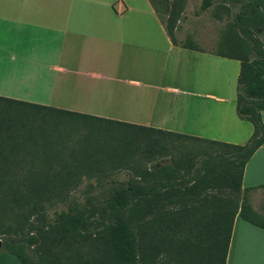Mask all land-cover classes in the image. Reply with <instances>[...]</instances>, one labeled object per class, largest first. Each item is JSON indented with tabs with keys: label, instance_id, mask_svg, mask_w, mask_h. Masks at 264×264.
Returning a JSON list of instances; mask_svg holds the SVG:
<instances>
[{
	"label": "trees",
	"instance_id": "16d2710c",
	"mask_svg": "<svg viewBox=\"0 0 264 264\" xmlns=\"http://www.w3.org/2000/svg\"><path fill=\"white\" fill-rule=\"evenodd\" d=\"M150 1L172 41L178 44L175 31L185 11V0ZM215 2L203 0L201 9ZM231 6L239 10L221 40L231 50L215 53L241 62L237 112L254 126L244 144L0 97L1 105L14 106L7 109L8 121L0 120V146L6 142L9 151L18 150L23 140L29 144L34 140L23 135L32 131V114L55 109L100 125L130 127L131 137L125 140L128 146L101 152L110 160L129 161L130 156L141 154L136 160L139 162H131L134 177L109 187L97 208L90 205L89 197L83 202L81 196L58 186V174L25 171L17 178L5 165L9 159L1 157L0 185H7L8 190L0 195V208L17 207L21 221L19 234L2 240L3 252L15 255L19 264H48L52 246L72 248L77 240L96 237L106 248L109 264H226L237 216L264 228V215L249 200L250 192L264 185L243 188L242 183L247 162L264 144V0H219L216 8L230 13ZM183 45L198 49L189 42ZM20 124L23 126L18 127ZM37 129L45 133L41 127ZM171 137L207 142L215 152L207 154V147L199 146L198 151L205 155L197 161V152L172 144ZM42 141L47 144L44 137ZM91 190L86 188L83 193Z\"/></svg>",
	"mask_w": 264,
	"mask_h": 264
},
{
	"label": "crops",
	"instance_id": "0c3cea01",
	"mask_svg": "<svg viewBox=\"0 0 264 264\" xmlns=\"http://www.w3.org/2000/svg\"><path fill=\"white\" fill-rule=\"evenodd\" d=\"M177 40L150 0H0V97L246 143L254 126L238 115L237 93L226 83L230 74L238 81L240 60ZM242 183L264 185V144ZM239 219L226 264H264V245L236 244ZM240 229L264 237L247 221ZM0 264L19 260L0 251Z\"/></svg>",
	"mask_w": 264,
	"mask_h": 264
},
{
	"label": "rangeland",
	"instance_id": "374dc122",
	"mask_svg": "<svg viewBox=\"0 0 264 264\" xmlns=\"http://www.w3.org/2000/svg\"><path fill=\"white\" fill-rule=\"evenodd\" d=\"M202 1L185 0V11L179 19V28L175 31L176 37L180 41L189 42L204 49L225 52L231 50L221 40L231 28L239 7L231 6L230 13H226L221 7L216 8L219 3V0H216L210 8L202 10ZM237 36L239 35L237 34ZM216 78L217 80L224 79L220 69L217 70ZM226 83L231 84L237 93L238 81L234 74L228 75ZM8 108L13 109L14 106L0 104V120L8 121ZM40 112L46 113L43 115L32 114L30 119L33 123H29L32 131L23 133L24 138L34 137L30 144L24 143L23 140L19 149L15 151H9L6 142L0 146V151H3L0 152V158L7 157L9 159L5 165L16 173L17 178L25 171L44 170L56 173L59 175L58 186L65 187L71 195L81 196L83 202L86 197H89L90 205L97 208L103 202L109 187L115 182H123L134 177L135 171L131 162L140 160L141 154L138 153L136 156L134 154L132 159L130 156L129 161H116L110 160L101 153L122 145L128 146L126 141L131 137V133L128 132L131 130L130 127L105 123L100 125L92 119L62 114L55 109L40 110ZM11 117L14 118V115L12 114ZM16 121L18 120L16 119ZM38 125L45 133L38 131ZM20 126L23 125H18V127ZM43 137L47 141L45 145H43ZM170 141L172 144L184 146L186 150L197 152L196 157L199 156L197 161L205 155L198 151L199 146L207 147V154L215 152L209 149L210 144L203 141L177 137H171ZM1 142L3 139H0ZM90 187L92 190L87 195L84 194V190ZM7 190V185H0V195H3V191L7 193ZM249 200L253 208L264 215V188L252 190ZM19 211L20 209L17 207H14L13 210L0 208L1 240L8 238L9 235L17 236L19 234L21 226ZM243 223L245 221L239 219V229L240 224ZM239 229L235 239L238 247L246 246L251 250L255 245L258 246V249L259 246L264 245L263 236H257L248 231L242 232ZM261 232H264V229H261ZM71 246L72 248L62 245L52 246L48 251V264H109L106 248L96 237L81 239L79 242L77 240ZM258 252L260 251L258 250Z\"/></svg>",
	"mask_w": 264,
	"mask_h": 264
},
{
	"label": "water",
	"instance_id": "95a60500",
	"mask_svg": "<svg viewBox=\"0 0 264 264\" xmlns=\"http://www.w3.org/2000/svg\"><path fill=\"white\" fill-rule=\"evenodd\" d=\"M2 246H3V242H2V240L0 239V251H2Z\"/></svg>",
	"mask_w": 264,
	"mask_h": 264
}]
</instances>
